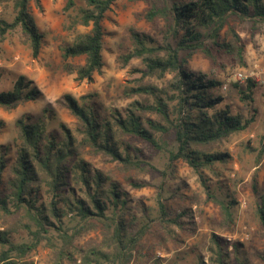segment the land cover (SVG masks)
I'll use <instances>...</instances> for the list:
<instances>
[{"label": "trees", "instance_id": "obj_1", "mask_svg": "<svg viewBox=\"0 0 264 264\" xmlns=\"http://www.w3.org/2000/svg\"><path fill=\"white\" fill-rule=\"evenodd\" d=\"M115 1L83 0L84 8L77 23L89 27V31L78 35L61 53L64 71L74 73L78 81L91 80L103 67V21ZM142 1L149 5L145 14L147 22L157 29V21L162 20L164 31L161 40L154 39L151 33H131L132 49L121 60L127 64L138 59L143 68L134 85L123 90L126 99L133 98L128 107L122 112L110 110L103 114L90 95L77 100L65 94L67 108L77 120V134L73 135L59 123L62 133L59 138L41 123L18 120L16 156L7 179L4 173L8 164L1 149L0 264H32L28 256L42 242L51 250L54 264H131L140 259V241L150 231V222L155 221L160 232L170 233L168 227L175 226L188 234L194 233L190 209L174 213L160 200L163 187H157L156 219L141 222L137 229H132L136 216L125 209L126 197L119 181L111 173L104 175L91 169L81 157L87 154L108 158L120 165L119 170L127 174L126 180L132 187H145L147 184L136 183L131 176L148 173L154 167L132 158L124 137L141 140L163 152L170 173L178 161L184 162L199 174L207 199L226 217H231V205L211 193L203 172L212 171L215 163H225L230 158L220 147L247 129L254 118L243 119L231 113L228 105L221 107V98L212 91H220L223 82L191 71L188 61L201 53L211 63L243 64L245 43L236 31L237 24L249 21L253 31L264 25V0ZM30 2L0 0V5L11 3L13 9L10 21L0 18V44L8 32L19 28L22 41L28 44L35 58L41 49L42 35ZM74 6V0H66L64 10ZM231 19L236 23L234 26L229 25ZM81 59L82 63L69 62ZM167 75L171 77L160 86ZM234 87L241 101H252L259 94L250 79L244 88ZM38 95L32 81L18 76L11 89L0 91V108L13 110ZM41 190L47 194V200H43ZM252 190L256 196V214L264 228V192L258 190L255 179ZM68 215L75 220L72 227L65 226L63 221ZM96 226L101 229L99 243L74 245L85 231ZM19 230H25L28 241L11 240ZM162 238L160 235L159 239ZM226 246L225 240L211 236L209 264H231ZM232 249L237 256L238 244L234 243ZM140 264H146V260L142 259ZM195 264L205 263L198 257Z\"/></svg>", "mask_w": 264, "mask_h": 264}, {"label": "rangeland", "instance_id": "obj_2", "mask_svg": "<svg viewBox=\"0 0 264 264\" xmlns=\"http://www.w3.org/2000/svg\"><path fill=\"white\" fill-rule=\"evenodd\" d=\"M156 1L162 3V0ZM65 2L31 0V12L42 35L37 57H32L28 44L22 41L19 28L8 32L0 44V91L11 89L18 76H25L39 91L35 100L13 110L0 108V152L2 149L8 164L4 179L8 178L16 156L18 120L41 123L48 132L59 138L62 135L59 123L73 135L77 134V120L67 108L65 94L77 100L90 95V100L103 114L110 110L122 112L133 100L126 99L123 90L134 85L143 68L138 59H131L127 64L121 60L132 49L131 33H151L158 40L163 37V21L158 20V28L155 29L145 19L149 7L146 2L116 0L103 21V67L91 80L78 81L74 73L63 69L62 48L71 44L78 35L88 33L89 27L77 23L84 8L83 0H74L75 6L68 11L64 10ZM12 17V4H1L0 18L10 21ZM234 24L231 19L229 25ZM237 25L236 31L245 43L243 64L235 65L229 61L211 63L201 53L194 54L188 61L191 71L223 82L220 91H212L214 96L221 98V107L228 105L231 113L243 119L254 118L247 129L233 135L220 147L230 158L225 163H215L212 171L204 169L203 172L211 193L231 205V217H226L212 200L207 199L198 173L182 161H178L170 173L166 168L165 154L146 142L131 137H124L123 140L132 158L154 167L148 173L139 172L131 176L136 183L147 184L142 188L132 187L126 180L127 174L119 170L120 165L108 158L90 157L87 154L81 156L91 169L104 175L111 173L112 178L119 181L126 197L125 209H130V214L136 216L133 230L141 222L156 219L157 187H163L160 200L170 206L174 213L183 209L191 211L195 229L193 234L175 226L168 227L170 233L160 232L155 221L153 224L148 222L152 227L140 241V259L131 264H140L142 259L146 260V264H195L198 257L209 264L208 247L212 235L226 241L231 264H241L242 261L246 264H264V228L256 214V196L252 190L255 179L258 190L264 192V25L255 31L249 21ZM69 62L82 63V59ZM170 77L167 75L159 85L162 86ZM248 79L255 83L259 94L252 101H241L234 85L244 88ZM41 195L43 200H47V194L42 190ZM130 214H127V218ZM1 221L0 217V225ZM63 221L67 227L75 224L69 215L64 216ZM160 235H163L162 239H159ZM100 239L101 229L96 226L85 231L74 245H93L99 243ZM11 240L15 243L26 242L28 236L25 230H19ZM234 243L239 246L237 256L232 249ZM28 260L32 264H54L51 250L45 242L29 254Z\"/></svg>", "mask_w": 264, "mask_h": 264}]
</instances>
